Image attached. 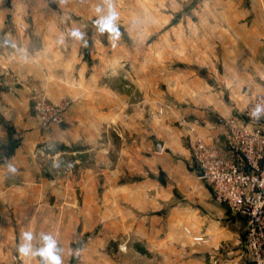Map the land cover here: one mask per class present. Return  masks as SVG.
Here are the masks:
<instances>
[{
  "label": "crops",
  "instance_id": "1",
  "mask_svg": "<svg viewBox=\"0 0 264 264\" xmlns=\"http://www.w3.org/2000/svg\"><path fill=\"white\" fill-rule=\"evenodd\" d=\"M195 2L167 29L163 74L122 39L112 63L103 0H0V264H39L16 251L25 230L53 234L64 264H250L244 217L215 201L191 149L225 143L219 119L263 88L264 0ZM76 26L87 47L67 38ZM33 87L68 100L60 123L40 126ZM45 142L54 158L34 156Z\"/></svg>",
  "mask_w": 264,
  "mask_h": 264
},
{
  "label": "built area",
  "instance_id": "2",
  "mask_svg": "<svg viewBox=\"0 0 264 264\" xmlns=\"http://www.w3.org/2000/svg\"><path fill=\"white\" fill-rule=\"evenodd\" d=\"M32 90L33 110L40 126L60 123L67 103L52 104L35 87ZM261 100L264 85L238 115L219 119L226 130L225 143L218 139L207 143L195 137L191 149L196 168L215 201L244 217L243 248L250 264H264V118L250 116L251 108ZM33 154L44 159L54 158L56 153L53 145L45 142L37 144Z\"/></svg>",
  "mask_w": 264,
  "mask_h": 264
},
{
  "label": "rangeland",
  "instance_id": "3",
  "mask_svg": "<svg viewBox=\"0 0 264 264\" xmlns=\"http://www.w3.org/2000/svg\"><path fill=\"white\" fill-rule=\"evenodd\" d=\"M194 1V2H193ZM196 0L190 1H184L183 3L178 0L174 1H168V0H142L139 2H135L134 0H122L118 1L115 0L114 3L117 8H120L121 13L119 14V18L117 23L119 24L120 31L122 33L120 40H125L128 50H131L132 52L135 51L134 48L137 47V55L142 54V58H144V63L150 61V59L154 58L155 60H158L159 63V71H162L163 74H165L167 70V45L168 40L172 39V33H167V29L169 25L175 24V23H183V10L187 9L192 5V3H196ZM184 4V5H183ZM175 8L177 11L175 14L176 16L174 18L170 17L168 18L166 15L170 9ZM124 9H126V16L124 15ZM135 10H137V15H135ZM124 27L126 29H124ZM169 35V39H168ZM179 33H176V42L179 41ZM112 63L116 58L117 52L116 47L112 46ZM107 69L106 72L111 73H119V70L115 68V66L112 65H106ZM161 67V68H160ZM146 69H144L145 71ZM133 68L128 67L126 76V87L128 89L134 88V80L132 79L134 77L133 75ZM161 72V73H162ZM124 73V74H125ZM132 78H130V76ZM165 76V75H163ZM125 78V77H124ZM113 82V80L111 81ZM163 82V83H161ZM165 82L166 81H159V90L164 91L165 89ZM130 99L137 100L139 102H143V99L140 98L139 94L134 93V91L131 92L129 95ZM46 101L52 103V104H61L65 101L67 105L64 107L63 110L66 109L68 106V100H62L59 103L53 102L49 100L48 98H44ZM160 111H164L163 102L159 105ZM163 108V109H162ZM158 110V113L160 114ZM161 115V114H160ZM192 154V152H191ZM194 160V159H192ZM195 162V161H194ZM207 183V182H206ZM208 184V183H207Z\"/></svg>",
  "mask_w": 264,
  "mask_h": 264
},
{
  "label": "clouds",
  "instance_id": "4",
  "mask_svg": "<svg viewBox=\"0 0 264 264\" xmlns=\"http://www.w3.org/2000/svg\"><path fill=\"white\" fill-rule=\"evenodd\" d=\"M95 11L98 14L94 21L97 32L101 36L107 35L110 43L115 47L122 33L117 23L119 13L113 4V0H103V5L98 6ZM86 35V32L82 31L79 26L72 27L67 32V38L80 41L85 47H87L88 43ZM65 39V36L61 35L58 43L63 44ZM250 116L255 120L264 118V100L258 101L251 108ZM54 167H60V162L57 161ZM7 168L10 173L17 171L16 167L11 163L7 164ZM21 240L22 242L16 246V251L21 257L27 260L38 259L39 264H64L62 257L63 249L53 234L46 232L36 234L31 230H25L21 234Z\"/></svg>",
  "mask_w": 264,
  "mask_h": 264
},
{
  "label": "water",
  "instance_id": "5",
  "mask_svg": "<svg viewBox=\"0 0 264 264\" xmlns=\"http://www.w3.org/2000/svg\"><path fill=\"white\" fill-rule=\"evenodd\" d=\"M155 145H156L157 149L160 148V145L158 143L155 142ZM199 175L202 176V172H199Z\"/></svg>",
  "mask_w": 264,
  "mask_h": 264
}]
</instances>
